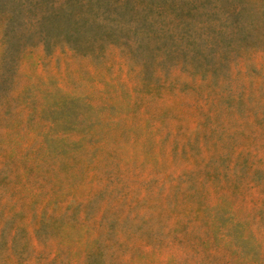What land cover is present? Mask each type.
I'll use <instances>...</instances> for the list:
<instances>
[{"label": "rangeland", "instance_id": "1", "mask_svg": "<svg viewBox=\"0 0 264 264\" xmlns=\"http://www.w3.org/2000/svg\"><path fill=\"white\" fill-rule=\"evenodd\" d=\"M0 264H264V0H0Z\"/></svg>", "mask_w": 264, "mask_h": 264}]
</instances>
